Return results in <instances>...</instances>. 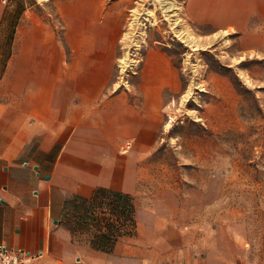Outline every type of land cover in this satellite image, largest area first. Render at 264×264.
<instances>
[{
	"label": "crops",
	"instance_id": "1",
	"mask_svg": "<svg viewBox=\"0 0 264 264\" xmlns=\"http://www.w3.org/2000/svg\"><path fill=\"white\" fill-rule=\"evenodd\" d=\"M13 5L0 0V245L40 253L29 264H191L196 245L178 198L138 188L137 161L158 141L177 69L149 50L135 101L112 87L120 26L111 33L109 0H56L46 17L30 5L9 34ZM185 12L264 49V22L255 25L264 0H187ZM97 187L131 193L137 207L135 234L110 252L74 242L61 224L66 197Z\"/></svg>",
	"mask_w": 264,
	"mask_h": 264
},
{
	"label": "rangeland",
	"instance_id": "2",
	"mask_svg": "<svg viewBox=\"0 0 264 264\" xmlns=\"http://www.w3.org/2000/svg\"><path fill=\"white\" fill-rule=\"evenodd\" d=\"M109 1L111 33L120 26L115 91L138 100L151 49L163 52L179 76V88L163 93L154 150L137 161L140 194L178 198L196 245L191 264H264V49L246 48L257 38L240 31L194 23L185 12L187 0H174L173 10H165L173 0ZM55 2L13 0L9 34L26 7L34 5L46 17ZM52 16L61 36L62 22ZM61 224L69 227L62 213ZM71 238L89 245L84 237Z\"/></svg>",
	"mask_w": 264,
	"mask_h": 264
},
{
	"label": "trees",
	"instance_id": "3",
	"mask_svg": "<svg viewBox=\"0 0 264 264\" xmlns=\"http://www.w3.org/2000/svg\"><path fill=\"white\" fill-rule=\"evenodd\" d=\"M136 210L131 193L97 187L88 197H66L61 213L72 235L84 237L95 250L110 252L119 240L135 234Z\"/></svg>",
	"mask_w": 264,
	"mask_h": 264
},
{
	"label": "built area",
	"instance_id": "4",
	"mask_svg": "<svg viewBox=\"0 0 264 264\" xmlns=\"http://www.w3.org/2000/svg\"><path fill=\"white\" fill-rule=\"evenodd\" d=\"M5 2L6 0H1ZM40 253H37L38 255ZM36 255L30 254L22 248H12L0 245V264H29Z\"/></svg>",
	"mask_w": 264,
	"mask_h": 264
},
{
	"label": "bare ground",
	"instance_id": "5",
	"mask_svg": "<svg viewBox=\"0 0 264 264\" xmlns=\"http://www.w3.org/2000/svg\"><path fill=\"white\" fill-rule=\"evenodd\" d=\"M165 4V3H164ZM167 5V4H166ZM174 6H175V1L173 0V1H171L170 3H169V5L165 8V10H173L172 8H174ZM177 8V7H176ZM172 15V14H171ZM174 15H175V12H174ZM122 60V59H121Z\"/></svg>",
	"mask_w": 264,
	"mask_h": 264
}]
</instances>
